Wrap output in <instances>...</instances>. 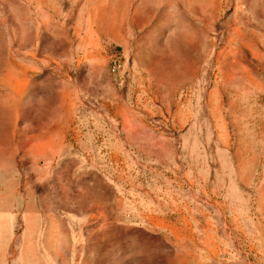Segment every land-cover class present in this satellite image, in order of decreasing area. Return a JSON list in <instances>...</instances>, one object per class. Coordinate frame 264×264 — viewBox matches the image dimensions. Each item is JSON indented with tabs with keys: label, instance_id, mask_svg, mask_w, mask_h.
<instances>
[{
	"label": "rangeland",
	"instance_id": "374dc122",
	"mask_svg": "<svg viewBox=\"0 0 264 264\" xmlns=\"http://www.w3.org/2000/svg\"><path fill=\"white\" fill-rule=\"evenodd\" d=\"M0 264H264V0H0Z\"/></svg>",
	"mask_w": 264,
	"mask_h": 264
}]
</instances>
